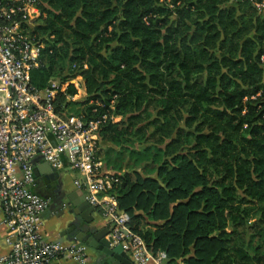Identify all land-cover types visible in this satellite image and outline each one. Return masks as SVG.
I'll return each instance as SVG.
<instances>
[{"label":"trees","instance_id":"obj_1","mask_svg":"<svg viewBox=\"0 0 264 264\" xmlns=\"http://www.w3.org/2000/svg\"><path fill=\"white\" fill-rule=\"evenodd\" d=\"M35 5L29 32L42 46L30 82L82 77L85 96L69 82L55 108L99 120L97 154L132 230L167 263L264 264V7Z\"/></svg>","mask_w":264,"mask_h":264},{"label":"built area","instance_id":"obj_2","mask_svg":"<svg viewBox=\"0 0 264 264\" xmlns=\"http://www.w3.org/2000/svg\"><path fill=\"white\" fill-rule=\"evenodd\" d=\"M250 1L264 7V0ZM38 13L35 0H0V225L5 242L0 264H83L88 259L85 242L50 239L41 231L49 198L34 187L37 155L54 169L68 164L79 172L74 185L100 210L113 242L135 263L179 264L167 263L164 249L151 251L129 225V214L119 209L112 192L117 177L97 154L99 120L56 110L57 91L69 82L78 91L77 82L52 78L44 88L30 82L29 70L38 65L42 46L29 32Z\"/></svg>","mask_w":264,"mask_h":264},{"label":"crops","instance_id":"obj_3","mask_svg":"<svg viewBox=\"0 0 264 264\" xmlns=\"http://www.w3.org/2000/svg\"><path fill=\"white\" fill-rule=\"evenodd\" d=\"M34 171L36 176L35 189L49 198L48 206L42 215L41 231L43 234L50 239L62 237V240L66 242L82 241L74 238L76 227L72 228L73 225L83 222L78 203L84 198V192L73 183L74 176L79 175V172L67 164L62 168L50 170L46 162L38 155L34 158ZM90 215L92 216L90 225L96 228L108 227L107 220L99 209L93 207ZM3 234L4 228L3 225H0V248L4 249ZM126 252L133 261L130 252L128 250ZM87 253L88 259L83 264H115L114 262L103 261V253L88 244ZM133 264L137 263L133 261ZM144 264H153V262L149 261Z\"/></svg>","mask_w":264,"mask_h":264},{"label":"water","instance_id":"obj_4","mask_svg":"<svg viewBox=\"0 0 264 264\" xmlns=\"http://www.w3.org/2000/svg\"><path fill=\"white\" fill-rule=\"evenodd\" d=\"M46 164L50 170H54L47 162ZM81 190V189H80ZM83 199L78 203V207L81 209V216L83 222L81 224L73 225L76 227L74 238L84 241L89 246L95 247L103 253V261L114 262L115 264H133V261L128 256L126 250L120 243H114L109 228L104 226L102 228H96L90 225L92 216L90 215L93 206L87 201L83 194ZM62 240L63 238H58Z\"/></svg>","mask_w":264,"mask_h":264},{"label":"rangeland","instance_id":"obj_5","mask_svg":"<svg viewBox=\"0 0 264 264\" xmlns=\"http://www.w3.org/2000/svg\"><path fill=\"white\" fill-rule=\"evenodd\" d=\"M80 75H77V76H75V77H73L72 79H71V81L72 82H74V83H76L77 82V84H78V93H77V95H76V97L77 98H82V97H84L85 96V94H86V92H85V88H84V85H83V79H81V81H80ZM119 119V117L118 116H116L115 117V120H118ZM105 144H102L101 145V148H103V146H104ZM68 165V164H67Z\"/></svg>","mask_w":264,"mask_h":264}]
</instances>
